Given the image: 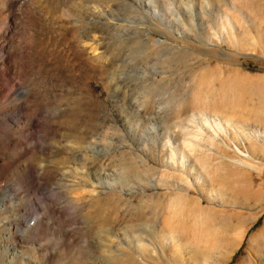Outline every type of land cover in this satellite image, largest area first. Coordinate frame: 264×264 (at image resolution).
Wrapping results in <instances>:
<instances>
[{"label":"rangeland","instance_id":"obj_1","mask_svg":"<svg viewBox=\"0 0 264 264\" xmlns=\"http://www.w3.org/2000/svg\"><path fill=\"white\" fill-rule=\"evenodd\" d=\"M29 2L0 0V264H264V0Z\"/></svg>","mask_w":264,"mask_h":264},{"label":"bare ground","instance_id":"obj_2","mask_svg":"<svg viewBox=\"0 0 264 264\" xmlns=\"http://www.w3.org/2000/svg\"><path fill=\"white\" fill-rule=\"evenodd\" d=\"M5 2H7V3H10V0H4ZM25 1V3H27V2H29L30 0H24ZM32 1H34V0H32ZM103 2L105 1V0H102ZM108 1H112V0H106V2H108ZM30 3V2H29ZM136 3L137 4H135V3H131V4H129L128 5V7L130 6L131 8H129V9H131V10H133V11H136L137 13H139L138 15L140 16V17H143L144 19L145 18H149L148 16H154V17H157L159 20H160V23L161 24H163V26H166L165 25V23L164 22H167V23H170L171 22V20L170 21H168V20H165L163 17H160L159 16V13H158V11H157V9L156 8H154V9H151V7H154V0H136ZM32 4V3H31ZM10 5V4H9ZM116 7V6H115ZM86 9V6H84V5H81L80 7H78V12L80 13H83L84 12V10ZM170 10H171V12L172 11H174V13H173V16L175 15V19H174V22H176V24H177V26L175 25L174 27H175V33H176V37H177V39H181L182 37H183V28H182V23H183V19H182V17H181V15H179V12L178 11H176L174 8H170ZM177 12V14H176V12ZM135 16V15H134ZM17 17L15 16V14L11 11V13H10V15H8V17H6V22L4 23L6 26V32L8 33V34H13L12 32H13V30L15 31L16 30V28L18 27V25L14 22V20L16 19ZM124 19H126L127 20V17H125ZM125 20V21H126ZM150 21H151V19H150ZM133 22H135V21H129V23L130 24H133L132 25V27H133V29H135L136 31H138L137 33L138 34H140V32H143L144 33V36L146 37L147 35H148V31H149V28H145V27H139L138 25H134V23ZM152 22V21H151ZM173 22V21H172ZM128 23V26H130V24ZM139 23H142V21L141 22H139ZM136 24H137V22H136ZM143 24H144V22H143ZM3 25V24H2ZM2 25H1V27H2ZM78 26V25H77ZM127 26V25H126ZM131 27V28H132ZM77 28V27H76ZM17 31V30H16ZM77 31L80 33V32H82L81 34L83 35V34H85V29H83V27H81V26H79L78 28H77ZM15 33V32H14ZM80 34V35H81ZM15 35V34H14ZM79 37V36H78ZM79 39H80V37H79ZM154 43H159L158 42V40H154L153 41ZM84 45H85V43H84ZM86 46V45H85ZM19 47H20V51H21V55L19 54V52H18V55L20 56V58H21V56L22 55H24L25 53H26V49H25V47H21L20 45H19ZM90 47V49L93 51V52H96L97 51V44H95V46H89ZM17 53V52H16ZM19 58V57H18ZM22 59H23V57L21 58V61H22ZM26 59V58H25ZM20 60V59H19ZM20 61V62H21ZM26 61V60H25ZM22 64V63H21ZM26 64V63H25ZM27 65V64H26ZM25 68V67H24ZM27 68V67H26ZM25 68V69H26ZM101 72V71H100ZM103 72V71H102ZM101 78V77H100ZM25 110V109H24ZM24 113H25V111H24ZM67 121V120H66ZM205 124H206V126L208 125V126H210L211 127V124L209 123V121L207 120V119H204V121H203ZM214 123H212L213 125L214 124H216L218 127L220 126V123L218 122V121H216V120H214L213 121ZM231 122V121H230ZM72 125V124H71ZM71 125H70V128L69 129H71ZM67 126V125H66ZM68 128V127H67ZM212 128V127H211ZM217 128V127H216ZM68 129V130H69ZM72 131H73V129H72ZM75 132V131H74ZM73 132V133H74ZM84 132V131H83ZM152 132V131H151ZM68 133V132H67ZM72 133V134H73ZM199 136V133H195V134H193V137H198ZM82 137V136H81ZM215 137V136H214ZM78 138V137H77ZM195 139H186V138H184V144H186L189 148H191L192 147V150H193V146L195 145V141H194ZM67 141V140H66ZM168 142V141H167ZM166 142V143H167ZM169 146L171 145L170 144V142H169V144H168ZM66 160V159H65ZM58 161H60V160H58ZM57 162V161H56ZM63 162H65L64 160H63ZM59 163V162H58ZM62 163V162H61Z\"/></svg>","mask_w":264,"mask_h":264},{"label":"crops","instance_id":"obj_3","mask_svg":"<svg viewBox=\"0 0 264 264\" xmlns=\"http://www.w3.org/2000/svg\"><path fill=\"white\" fill-rule=\"evenodd\" d=\"M1 104H2V102H1Z\"/></svg>","mask_w":264,"mask_h":264}]
</instances>
